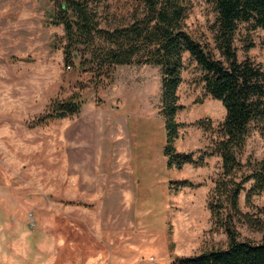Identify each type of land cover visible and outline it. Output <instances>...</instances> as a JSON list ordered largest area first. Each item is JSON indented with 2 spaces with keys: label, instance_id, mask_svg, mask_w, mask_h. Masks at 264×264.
I'll return each mask as SVG.
<instances>
[{
  "label": "rangeland",
  "instance_id": "rangeland-1",
  "mask_svg": "<svg viewBox=\"0 0 264 264\" xmlns=\"http://www.w3.org/2000/svg\"><path fill=\"white\" fill-rule=\"evenodd\" d=\"M105 2L108 12L124 19L135 13L133 8L126 11V0ZM186 4L187 32L220 59L213 41L212 1ZM53 13L52 0H0V264H146L149 256L158 264H171L176 256L225 247L223 230L211 231L212 222L207 229V198L221 171L220 157L207 156L202 166L165 167L159 67L118 65L110 78L93 84L88 72L64 65V32L61 25L49 23ZM234 46L240 61L247 58L264 70L263 30L241 24ZM183 62L177 90L181 128L175 147L198 155L220 138L225 110L204 90L201 70L188 52ZM75 92L118 111L121 153L129 151L128 142L149 143L145 150L132 148L134 153L155 148L152 158L156 163L158 155L162 164L154 165V182H95L92 170L91 182L78 181L65 133L74 115L59 127L58 119L30 125L52 99H66ZM247 159H264V138L256 130L249 133L241 154L243 163ZM136 167L135 176L140 177ZM107 173L111 175L110 168ZM165 177L189 180L194 187L175 191ZM131 187L133 197H121V190ZM238 204L242 213L255 218L251 223L235 220L238 236L259 241L264 234V191L252 197V208L245 206L243 192ZM192 239L199 244L191 245Z\"/></svg>",
  "mask_w": 264,
  "mask_h": 264
},
{
  "label": "trees",
  "instance_id": "trees-1",
  "mask_svg": "<svg viewBox=\"0 0 264 264\" xmlns=\"http://www.w3.org/2000/svg\"><path fill=\"white\" fill-rule=\"evenodd\" d=\"M52 1L54 13L49 23L63 28V63L68 68L88 72L93 84L110 78L118 65L159 67V111L164 121L163 155L168 168L181 169L185 164L202 166L205 157L213 154L220 157L221 171L208 195L207 208L211 212V231L222 229L226 246L176 256L171 264H264V234L259 241L240 238L234 226L236 219L249 222L255 219L240 211V194L244 193L245 206L252 208V197L264 191V159H247L245 163L241 160L251 130L264 138V70L247 58L240 61L234 46L241 24L250 30L264 31V0H211L216 11L213 41L220 59L187 32L186 0H126L123 3L126 11L133 8L135 12L128 19L108 12L106 0H95L94 5L89 0ZM102 3L107 8L100 11L97 7ZM105 13L112 19L104 18ZM186 52L201 70L206 93L220 101L225 110L220 138L211 148L200 149L198 155L193 151L180 152L174 145L181 128L177 113L182 105L177 90ZM85 101L79 92L66 99L54 98L48 110L30 125H44L50 120L76 115ZM184 186L194 187L189 180L169 182V188L175 191Z\"/></svg>",
  "mask_w": 264,
  "mask_h": 264
},
{
  "label": "crops",
  "instance_id": "crops-1",
  "mask_svg": "<svg viewBox=\"0 0 264 264\" xmlns=\"http://www.w3.org/2000/svg\"><path fill=\"white\" fill-rule=\"evenodd\" d=\"M86 105H88L87 108ZM119 116L120 114L118 113V111H114L112 107L110 110H108L99 104L93 103L90 100L83 103L79 113L74 115V119H72L70 121V124H68L65 131V133H67L66 140L67 142H70L73 149L72 168L75 174L77 171L79 182H91V170L95 173V182H141V180L143 179H146L147 181L151 179L153 180L151 182H154V165H156V167H159L158 164H162L161 157L158 158L157 155V161L155 163L154 158H152V154H154L152 153V150H154L155 148L152 146V148H149L150 151H142L141 154L140 151H136V153H134V151L132 150V148L134 147L141 146V148H143L144 150L149 147V143L146 144L144 142H136V144H134V142H128V146H130L129 151H126L124 149L125 153H121L120 145H122L121 139L123 140V133L120 132L121 119L119 118ZM65 118L66 117L58 119V127L60 126V123H66ZM106 129L107 131H105ZM63 133L64 130L62 131V137ZM178 138L175 140V142L178 140ZM185 165H183L182 168ZM135 167L137 168V171H140V173H142L140 177L135 176V169H133ZM165 167L168 170L175 169L168 168L166 166V158ZM109 168L111 175L107 173ZM73 180L75 182L74 174ZM170 181L172 180L165 177V182ZM126 189V191L122 189L120 195L121 197L124 196L127 197V200H130L131 197H133L132 187ZM196 207L197 206L194 205V210ZM208 218L210 221L207 229H210V211L208 212ZM196 240L192 239V242L189 243L195 246L199 244V241Z\"/></svg>",
  "mask_w": 264,
  "mask_h": 264
},
{
  "label": "built area",
  "instance_id": "built-area-1",
  "mask_svg": "<svg viewBox=\"0 0 264 264\" xmlns=\"http://www.w3.org/2000/svg\"><path fill=\"white\" fill-rule=\"evenodd\" d=\"M146 264H158L157 260L153 256H149Z\"/></svg>",
  "mask_w": 264,
  "mask_h": 264
}]
</instances>
